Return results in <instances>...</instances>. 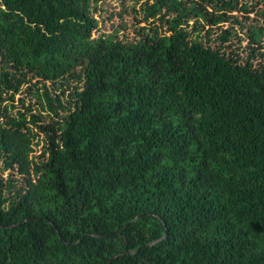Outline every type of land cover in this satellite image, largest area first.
Segmentation results:
<instances>
[{
	"label": "trees",
	"instance_id": "obj_1",
	"mask_svg": "<svg viewBox=\"0 0 264 264\" xmlns=\"http://www.w3.org/2000/svg\"><path fill=\"white\" fill-rule=\"evenodd\" d=\"M104 1L0 0V264H264V0Z\"/></svg>",
	"mask_w": 264,
	"mask_h": 264
},
{
	"label": "rangeland",
	"instance_id": "obj_2",
	"mask_svg": "<svg viewBox=\"0 0 264 264\" xmlns=\"http://www.w3.org/2000/svg\"><path fill=\"white\" fill-rule=\"evenodd\" d=\"M141 1L143 0H138L137 2H135V0H105L103 3L105 4V7L108 8V10H117V9H120L122 6H127L128 7V13L125 14V17L127 19V22L130 23L132 22V12H131V6L134 5L136 7V9H139L140 8V5H141ZM124 5H123V4ZM138 13V12H136ZM252 16V13L251 15ZM140 24H143V23H140ZM24 95V93H20V94H17L16 97L18 96H22ZM33 99V98H32ZM29 99H26V101H28ZM34 101V100H32Z\"/></svg>",
	"mask_w": 264,
	"mask_h": 264
},
{
	"label": "water",
	"instance_id": "obj_3",
	"mask_svg": "<svg viewBox=\"0 0 264 264\" xmlns=\"http://www.w3.org/2000/svg\"><path fill=\"white\" fill-rule=\"evenodd\" d=\"M166 236V233L163 235V237H165ZM151 244V242H149V243H147V244H145V245H143V246H140L138 249H136V250H125V251H123L122 253H135V252H137V250H139L140 248H143V247H147V246H149ZM116 256V253H114L110 258H109V260H108V262L107 263H109L114 257Z\"/></svg>",
	"mask_w": 264,
	"mask_h": 264
}]
</instances>
